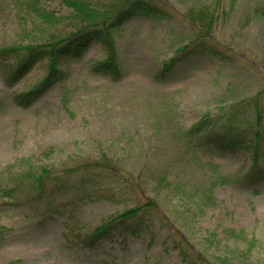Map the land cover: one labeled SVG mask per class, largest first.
Wrapping results in <instances>:
<instances>
[{"label": "rangeland", "instance_id": "374dc122", "mask_svg": "<svg viewBox=\"0 0 264 264\" xmlns=\"http://www.w3.org/2000/svg\"><path fill=\"white\" fill-rule=\"evenodd\" d=\"M41 1L56 17H68L59 0ZM216 1L205 43L222 58L195 56L155 79L201 33L186 18L189 10ZM156 2L160 18L135 17L113 32L116 81L92 73L105 59L104 47L94 44L65 65L62 81L22 108L14 96L45 76L46 61L13 85L0 69V186L21 187L23 173L39 167L60 182L49 201L56 212L46 211V196L37 204L24 191L15 201L0 194V264H264V182L250 186L243 179L252 150L193 148L184 138L206 113L251 126L249 99L257 97L263 112L257 156L264 165V0ZM31 19L17 0H0V48L47 40L40 21ZM68 21L51 32H62ZM89 163L102 170L80 184ZM147 200L156 210L136 237L112 231L91 248L80 243Z\"/></svg>", "mask_w": 264, "mask_h": 264}, {"label": "trees", "instance_id": "16d2710c", "mask_svg": "<svg viewBox=\"0 0 264 264\" xmlns=\"http://www.w3.org/2000/svg\"><path fill=\"white\" fill-rule=\"evenodd\" d=\"M59 2L68 12V17H56L54 13L43 7L41 0H17L25 18L40 21L43 31L48 34L47 40L40 39L26 45L0 48V69L5 72L6 82L10 85L19 82L39 62L46 61L45 76L30 90L14 96L13 102L19 107L27 108L40 97L42 92L62 81L66 77L65 65L80 59L94 44L104 47L105 59L92 65V73L103 75L112 81L118 80L121 77V67L113 32L135 17L160 18L163 15L156 0H59ZM218 3L219 1H216L209 7L189 10L186 18L197 25L201 33L189 44L181 45L176 53L163 63L155 74V79L162 80L171 76L179 66L186 64L195 56L222 58L218 50L212 49L208 43H205L210 39L212 25L216 21ZM65 21H68L65 30L57 34L51 32V29H55ZM249 101L254 112V123L251 126H235L232 121L233 115L214 117L206 113L184 132V138L188 139L193 148L220 151L247 150L246 148L252 150L253 161L249 171L243 175V179L245 184L254 186L264 182V165H260V158L257 156L263 139L260 131L263 112L257 97ZM81 170L80 184H83L85 178L90 177V173L101 172L102 169L97 163H89L86 167H81ZM75 171L77 170L72 169L70 173L73 174ZM22 177L24 180L21 187L17 184L0 186V194L15 201L16 196L24 191L26 194L30 193L37 204H40L43 196H46L48 200L46 211L56 212L54 205L49 201L55 190L59 188L60 182L52 177L48 169L44 167L29 169ZM156 206L157 204L152 200L144 201L104 221L92 234L79 241L91 248L99 239L107 237L112 231L128 233L136 237L142 229L148 227L150 220L152 221L149 212L155 211ZM229 232L234 233L232 230ZM237 234L242 233H236L235 236ZM177 248L182 257L188 256L187 248L181 243ZM194 261H202L201 256L194 255Z\"/></svg>", "mask_w": 264, "mask_h": 264}]
</instances>
